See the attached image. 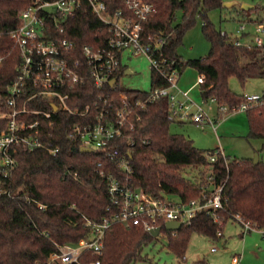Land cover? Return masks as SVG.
Instances as JSON below:
<instances>
[{"label":"trees","instance_id":"1","mask_svg":"<svg viewBox=\"0 0 264 264\" xmlns=\"http://www.w3.org/2000/svg\"><path fill=\"white\" fill-rule=\"evenodd\" d=\"M111 11L123 8V0H104ZM154 13L145 25V33L166 40L163 55L173 68L183 71L187 66L198 70L204 77L200 84L205 102L216 99L229 106L239 107L243 95L231 91L229 81L236 78L241 85L253 79L264 80V50L256 47H236L228 36H223L209 19V12L223 7V0H152ZM31 0H0V112H9L8 85L14 80L20 65L19 52L7 33L20 24L21 12ZM255 9V8H254ZM181 13V21L178 15ZM244 16L247 11L242 10ZM198 19L203 22V34L211 44L210 53L201 59L182 61L178 47L183 37ZM259 20V19H258ZM246 21L257 20L246 18ZM260 21V20H259ZM264 21V20H263ZM75 41L78 49L90 44L104 45L111 36L110 29L89 12L81 13L69 22L64 35ZM126 69L124 68L122 73ZM121 73V74H122ZM120 74V75H121ZM119 75V76H120ZM153 89L167 86V81L153 71ZM108 90H111L108 88ZM124 92L130 101L145 99L147 93L125 90L118 85L116 94ZM264 94V93H263ZM100 92L93 86L77 87L69 105L82 109L98 99ZM43 109L51 110L45 106ZM248 112L249 137L264 141V108L255 107ZM135 116V145L131 149L133 175L131 184L136 189L159 198L163 193L177 195L184 200L209 195L207 177L214 175L216 185H224L223 209L219 222L205 214L195 217L189 226L182 227L176 235L168 232V248L180 260L184 259L193 234L219 240L218 232L237 215L250 222L255 229L264 231V162L253 159H233L217 156L214 163L209 156L218 150H201L183 134L172 132L175 124L169 120L166 99L149 103ZM74 117L58 113L55 125L47 138L46 148L27 150L21 148L17 167L9 178L0 173V264H48L52 253L60 246L77 244L91 235L88 221L101 223L111 218L109 194L96 173L102 162L107 171L119 174L114 163L98 152L82 153L81 146L67 138ZM0 120V133L6 129ZM59 149L56 156L51 150ZM186 172H196L195 178ZM40 205L45 208H40ZM244 234L242 233L241 236ZM154 237L142 227L113 222L104 237L102 255L86 251L79 263L134 264L142 259L146 246ZM202 264V263H201Z\"/></svg>","mask_w":264,"mask_h":264},{"label":"built area","instance_id":"2","mask_svg":"<svg viewBox=\"0 0 264 264\" xmlns=\"http://www.w3.org/2000/svg\"><path fill=\"white\" fill-rule=\"evenodd\" d=\"M86 12L107 26L111 36L104 45L94 47L85 44L78 49L77 43L64 35L69 22ZM153 13L152 0H123V8L116 11H111L104 0H31V4L20 14L19 26L7 33L21 61L16 77L7 87L10 111L0 112V120L7 123L6 129L0 133V173L4 178L11 177L15 171L21 148H46L47 138L50 137L48 129L54 127L58 113L76 119L70 125L67 134L69 140L80 145L81 149H91L90 153H100L114 163L119 174L126 178L124 180L107 171L102 162L97 164L96 173L109 194L111 218H105L101 223L88 221L87 226L92 231L90 237L74 245L60 246L57 252L50 255L48 264L79 263L86 251L102 255L104 237L113 222L139 226L150 234L160 229V235L163 226L166 230L168 222L189 226L199 214L219 222L224 185H216L211 173L206 185L210 194L187 201L177 195L178 200H174L169 193L156 198L131 184V149L135 145L132 133L139 109L166 99L169 120L173 123H194L202 128L205 123L214 126L203 108L190 99V92L177 88L181 70L173 68L175 61L170 62L164 57L166 40L146 35L145 25ZM222 35L228 36L230 43L236 47L264 50L263 20H245L236 35L223 32ZM126 53L147 57L152 70L158 72L168 85L153 89L145 99H136L134 103L126 93L116 94L119 75L124 68L128 70L123 66ZM3 59L0 58V63ZM116 78L118 81L112 86L111 82ZM204 81V77L200 76L199 85ZM90 85L100 92L98 99L82 109L71 108L69 102L74 98V90ZM243 97L245 101L239 107H231L213 98L210 100L217 103L225 114L264 108V94H244ZM45 106L51 107V110L43 109ZM50 152L56 156L59 149ZM219 155L226 158L224 152L217 150L209 156L210 162L214 163ZM40 208L45 206L40 205ZM235 221L242 225L243 234L256 230L240 215L236 216ZM223 226L220 223V227ZM172 233L176 235L177 232ZM218 236L223 237V233L219 231ZM241 259V255L235 256L232 264H240Z\"/></svg>","mask_w":264,"mask_h":264},{"label":"rangeland","instance_id":"3","mask_svg":"<svg viewBox=\"0 0 264 264\" xmlns=\"http://www.w3.org/2000/svg\"><path fill=\"white\" fill-rule=\"evenodd\" d=\"M220 9L209 12V19L215 27L223 33L235 34L240 24L246 18L264 20V0H223ZM228 5V6H225ZM248 5L255 9L242 14V7ZM181 21V13L178 15ZM211 50L210 42L203 34V22L198 19L194 26L187 30L183 42L178 47V55L182 61L201 59ZM123 66L132 70L133 74L122 73L119 86L125 90L145 93L153 91L151 63L145 56H134L126 53ZM200 74L197 69L187 66L181 72L177 88L189 91L190 99L197 106H201L214 126L205 123L202 128L194 123L184 125L174 124L172 132L183 134L194 142L201 150H216L224 152L230 160L253 159L259 155L264 162V141L249 137L250 125L247 111L225 114L214 101L205 102L199 85ZM231 91L238 95H253L264 93V80L253 79L241 85L236 78L229 81ZM234 107V106H233ZM196 172H186L185 176L195 178ZM194 177V178H193ZM174 200H178L173 195ZM223 237L215 241L211 238L193 234L184 259L180 260L168 248L169 234L162 232L154 238L153 243L146 246L142 252V259L134 264H232L235 256L241 255L240 264H264V231L254 230L243 236V227L239 222L230 220L223 223ZM222 228V227H221ZM217 249L214 251V249Z\"/></svg>","mask_w":264,"mask_h":264},{"label":"water","instance_id":"4","mask_svg":"<svg viewBox=\"0 0 264 264\" xmlns=\"http://www.w3.org/2000/svg\"><path fill=\"white\" fill-rule=\"evenodd\" d=\"M225 6H228V5H225ZM254 7H251V6H248V5H244L242 7V10L244 11H249V10H253ZM125 74H133L132 70L128 69L126 70ZM118 81V79H113L112 82H111V85L114 86L115 83ZM56 108V107H55ZM81 152L82 153H90L91 152V149H88V148H85V149H81ZM259 155L257 154L256 157H255V160H254V163L255 164H258L259 163ZM182 228V224L181 223H176V222H168L167 225H166V230L168 232H177L179 231L180 229ZM160 229H156L155 231L151 232V236L156 238L160 235Z\"/></svg>","mask_w":264,"mask_h":264},{"label":"crops","instance_id":"5","mask_svg":"<svg viewBox=\"0 0 264 264\" xmlns=\"http://www.w3.org/2000/svg\"><path fill=\"white\" fill-rule=\"evenodd\" d=\"M219 150V148H217Z\"/></svg>","mask_w":264,"mask_h":264}]
</instances>
